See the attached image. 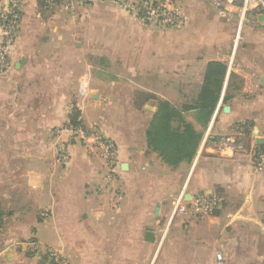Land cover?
<instances>
[{"label":"crops","instance_id":"obj_1","mask_svg":"<svg viewBox=\"0 0 264 264\" xmlns=\"http://www.w3.org/2000/svg\"><path fill=\"white\" fill-rule=\"evenodd\" d=\"M19 1L0 73V256L17 248L27 264H50L52 249L68 264H216L209 250L225 257L246 229L248 255L264 260V171L252 162L264 143L261 1L180 0L184 21L167 27L117 0ZM211 61L228 67L220 99L207 123L185 115L202 139L191 161L170 165L147 139L158 101H191ZM80 129L116 143V193L100 191L106 163ZM202 191L226 206L169 222L181 194Z\"/></svg>","mask_w":264,"mask_h":264},{"label":"built area","instance_id":"obj_2","mask_svg":"<svg viewBox=\"0 0 264 264\" xmlns=\"http://www.w3.org/2000/svg\"><path fill=\"white\" fill-rule=\"evenodd\" d=\"M98 0H69V5L73 3H91ZM121 6L135 13L143 21L148 24L169 26H179L184 21L182 10L177 5L178 0H117ZM247 1V0H246ZM264 8V0H260ZM216 5L221 6L222 1H216ZM264 17V10L262 12ZM227 20L232 18L229 12L224 13ZM21 19V4L19 0H8L6 4L0 7V73H4L10 67L9 55L12 44L14 43L19 23ZM264 22V20H263ZM241 29L238 30L236 41L239 42L242 38ZM84 140L86 138L93 139L94 145L89 146L91 149L95 147L99 150L101 157L105 160L107 173L105 175V182L109 187H113L118 181L117 164H118V150L116 143L107 137H104L98 131L82 130ZM231 139L222 137L218 141L220 144L229 145ZM240 148H244L243 144L237 142ZM264 144V143H263ZM252 162L258 171H264V148L253 151ZM222 199L219 195H210L203 192L196 193L186 200L181 194L177 199V203L169 216L171 222L175 216L179 214L189 213L193 216L205 217L214 215L215 209L222 207ZM216 264H225L222 252L216 254ZM63 260V259H62ZM55 261V257H54ZM61 261V260H60ZM56 262V261H55ZM58 264V262H56Z\"/></svg>","mask_w":264,"mask_h":264},{"label":"trees","instance_id":"obj_3","mask_svg":"<svg viewBox=\"0 0 264 264\" xmlns=\"http://www.w3.org/2000/svg\"><path fill=\"white\" fill-rule=\"evenodd\" d=\"M227 70L225 63L211 61L206 67L199 94L191 101L180 106L167 100L158 101L157 110L147 129V139L150 148L158 152L166 163L176 166L194 158L202 139V133L186 120L185 115L194 109L197 111V118L200 122H209L220 99ZM72 120V123L77 124L75 117ZM245 129L249 132L248 126ZM262 148L264 144L257 145L258 150ZM219 210L221 208L215 209L213 214H217ZM0 227H2L1 217Z\"/></svg>","mask_w":264,"mask_h":264},{"label":"rangeland","instance_id":"obj_4","mask_svg":"<svg viewBox=\"0 0 264 264\" xmlns=\"http://www.w3.org/2000/svg\"><path fill=\"white\" fill-rule=\"evenodd\" d=\"M237 3H240V1H238ZM177 5L179 6L180 9L182 8L180 0L177 1ZM160 26H166L167 27L169 25L162 24ZM82 130H93V131H95L96 129H80V132H82ZM96 131H98V130H96ZM100 134H102V133H100ZM218 140H220V139H218ZM218 140L215 141V142H218ZM84 141H85V146H86L88 152H91V153H93V152H97L98 153L99 152V150L96 147L94 149H91L89 147V146L94 145V140L93 139L86 138ZM117 150H118V148H117ZM99 154H100V152H99ZM117 168H118V164H117ZM107 172L108 171H106V173ZM106 173H105V175H106ZM116 189H117L116 188V184L113 187H109V185H107L106 182L103 184V186L100 187V191H102V192L116 193ZM202 192L205 193V194H210V195H212V194L218 195L217 193H213V192L212 193H207L205 191H202ZM219 196H220V199H222V202H223V203L221 202L222 203V207L226 206V203H227L226 198L223 195H221V194ZM260 232H261V230H260ZM246 233H247L246 229H244L243 232L239 233V237H238L239 242L236 245L237 246L236 249H231L229 251H225L224 259H225L226 264H263L264 263L263 262L264 261L263 260V256L260 255V256L252 257V256L248 255V253H247V249H248L247 248V242H246V239H245L246 236H247ZM243 236H244V239H243ZM0 242H2L1 243V247H4L6 242L4 241V239H2L1 236H0ZM14 250L15 251H13V253L10 254V255L0 256V264H27L28 263L29 259H28L27 255L24 254L23 251H19L17 248H15ZM43 251L44 252H48L47 257L50 255V257H49L50 258V264H55L56 262H58V264H68V263H70L69 257L63 256V255H59L57 252H55L52 249L51 250L50 249H45ZM212 252H213L214 257H216V253H215L213 248H211L209 250V253L212 254ZM54 257H55V261L56 262L54 261ZM208 259H209V264H210L211 258L208 257ZM214 260H213V262L215 263Z\"/></svg>","mask_w":264,"mask_h":264},{"label":"water","instance_id":"obj_5","mask_svg":"<svg viewBox=\"0 0 264 264\" xmlns=\"http://www.w3.org/2000/svg\"><path fill=\"white\" fill-rule=\"evenodd\" d=\"M229 109H230V107L228 105L224 106V111H229ZM259 141H260V144H263L262 140H259ZM190 198H191V195L188 194L187 199H190ZM147 239L148 240H153L154 239V235L151 232H148L147 233ZM43 258L45 260L47 258V255H43ZM41 263L44 264L45 261L42 260Z\"/></svg>","mask_w":264,"mask_h":264}]
</instances>
